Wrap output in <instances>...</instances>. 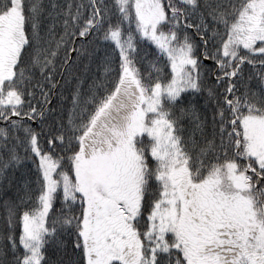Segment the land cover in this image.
<instances>
[{
    "label": "snow or ice",
    "instance_id": "snow-or-ice-1",
    "mask_svg": "<svg viewBox=\"0 0 264 264\" xmlns=\"http://www.w3.org/2000/svg\"><path fill=\"white\" fill-rule=\"evenodd\" d=\"M0 264H264V0H0Z\"/></svg>",
    "mask_w": 264,
    "mask_h": 264
}]
</instances>
